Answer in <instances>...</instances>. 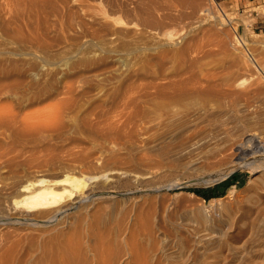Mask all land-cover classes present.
I'll use <instances>...</instances> for the list:
<instances>
[{
	"label": "rangeland",
	"instance_id": "374dc122",
	"mask_svg": "<svg viewBox=\"0 0 264 264\" xmlns=\"http://www.w3.org/2000/svg\"><path fill=\"white\" fill-rule=\"evenodd\" d=\"M249 14L225 0H0V264H28L37 241L76 232L114 192L163 208L176 196L184 236L230 224L240 162L264 159V34ZM199 109L228 144L153 145L162 122ZM65 178L82 183L68 203L89 208L45 227L51 211L28 212L20 191Z\"/></svg>",
	"mask_w": 264,
	"mask_h": 264
},
{
	"label": "bare ground",
	"instance_id": "6f19581e",
	"mask_svg": "<svg viewBox=\"0 0 264 264\" xmlns=\"http://www.w3.org/2000/svg\"><path fill=\"white\" fill-rule=\"evenodd\" d=\"M199 110L178 117L174 115L175 117L162 122L159 132H155L154 136L151 134L153 138L150 136L156 142L153 145L164 141H168V144L169 141L177 144L178 142L173 140H181V147L177 144L179 146L177 149L182 148L183 152L213 153L228 144L229 137H224V127L221 122L213 119L210 121L211 115L206 122L205 118L208 117L205 116L203 109ZM150 137H147L148 146ZM246 154V158L240 164L248 166L249 179L239 194L245 195L242 199L236 200L233 208H226L225 216L230 224L225 227L214 229L213 225L204 229L203 233L194 232V235L184 236L181 233L183 231L178 227L181 223L180 218L185 217L186 214L185 210H181L182 205L175 200L176 196H173L169 205L163 208L156 206L153 203L154 199L147 201L114 192L108 211L100 210L91 215L92 218L81 216L76 232H71L72 234L49 235L37 241L35 256H30L26 262L28 264H230L239 261V264H264V159L260 163L250 162L253 156L251 153ZM44 184L41 182L24 187L19 194L23 197L19 204H22L28 212L50 210L48 218L39 221L42 225H46L45 227L52 225L61 216L66 218L80 203L84 205L85 211L88 210L89 201L86 197L73 203L67 201V197L73 198L74 192L81 187L82 183L76 178H65L52 185ZM79 212L81 214V211ZM171 226H174L173 233L170 231Z\"/></svg>",
	"mask_w": 264,
	"mask_h": 264
},
{
	"label": "crops",
	"instance_id": "0c3cea01",
	"mask_svg": "<svg viewBox=\"0 0 264 264\" xmlns=\"http://www.w3.org/2000/svg\"><path fill=\"white\" fill-rule=\"evenodd\" d=\"M225 2L229 3L233 8L237 5L239 10H245L250 5L258 6L259 4H263L264 0H225ZM255 23H257L254 28L256 29L255 31L264 34V20L258 18Z\"/></svg>",
	"mask_w": 264,
	"mask_h": 264
},
{
	"label": "built area",
	"instance_id": "2783aa9c",
	"mask_svg": "<svg viewBox=\"0 0 264 264\" xmlns=\"http://www.w3.org/2000/svg\"><path fill=\"white\" fill-rule=\"evenodd\" d=\"M255 7H256V10H253V11L249 10V12H248V10L245 9V10H243V13H251V14H249V16L254 17L256 19L260 18V19L264 20V3L263 4H259L258 6H255ZM260 8H261V10L258 11L257 9H260ZM255 24H257V23H254L253 26ZM243 27L245 29V25ZM236 33L238 34L239 38L243 42V39H242L243 37L240 36L238 31ZM263 76H264V74H263Z\"/></svg>",
	"mask_w": 264,
	"mask_h": 264
},
{
	"label": "trees",
	"instance_id": "16d2710c",
	"mask_svg": "<svg viewBox=\"0 0 264 264\" xmlns=\"http://www.w3.org/2000/svg\"><path fill=\"white\" fill-rule=\"evenodd\" d=\"M194 193L197 194L198 196L204 197L206 200H210L213 197L210 192H205L202 190H194Z\"/></svg>",
	"mask_w": 264,
	"mask_h": 264
}]
</instances>
